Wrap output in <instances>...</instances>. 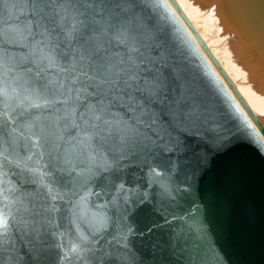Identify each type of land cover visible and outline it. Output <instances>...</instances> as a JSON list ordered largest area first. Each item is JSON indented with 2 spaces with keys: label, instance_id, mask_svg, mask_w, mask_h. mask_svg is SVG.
Listing matches in <instances>:
<instances>
[{
  "label": "water",
  "instance_id": "1",
  "mask_svg": "<svg viewBox=\"0 0 264 264\" xmlns=\"http://www.w3.org/2000/svg\"><path fill=\"white\" fill-rule=\"evenodd\" d=\"M169 1L264 135L177 2ZM22 7L4 0L5 25L9 10ZM174 12L165 0H137L138 28L164 87L138 124L124 103L111 111L138 132L110 140L95 161L75 153L74 170L57 172L61 184L53 188L61 198L52 213L40 207L50 203L43 189L22 175L4 177L40 215L25 216L38 233L17 220L0 247V264H264V140ZM5 48L19 61L28 54L25 47ZM14 106L0 104V118ZM0 208L11 216L9 207ZM74 244L89 249L84 259L71 252Z\"/></svg>",
  "mask_w": 264,
  "mask_h": 264
},
{
  "label": "snow or ice",
  "instance_id": "2",
  "mask_svg": "<svg viewBox=\"0 0 264 264\" xmlns=\"http://www.w3.org/2000/svg\"><path fill=\"white\" fill-rule=\"evenodd\" d=\"M15 2L24 7L9 10L7 25L0 8V104L15 101L7 118H0V204L11 213L0 208V247L11 240L17 220L38 233L36 222L25 216L40 215L4 177L22 175L44 190L40 194L50 203L42 210L56 211L57 172L74 170L75 153L95 161L110 140L138 132L118 122L112 107L126 104L138 124L164 87L148 38L138 28L137 0ZM5 45L25 47L28 54L19 61ZM31 108L43 111L29 113ZM87 251L71 248L81 259Z\"/></svg>",
  "mask_w": 264,
  "mask_h": 264
},
{
  "label": "bare ground",
  "instance_id": "3",
  "mask_svg": "<svg viewBox=\"0 0 264 264\" xmlns=\"http://www.w3.org/2000/svg\"><path fill=\"white\" fill-rule=\"evenodd\" d=\"M208 50L241 93L264 128V0H175ZM171 7L198 48L219 74L258 134L264 135L247 113L224 76L193 35L182 16Z\"/></svg>",
  "mask_w": 264,
  "mask_h": 264
}]
</instances>
